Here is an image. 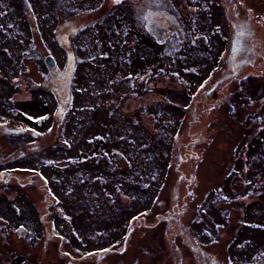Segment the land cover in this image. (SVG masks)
I'll use <instances>...</instances> for the list:
<instances>
[{"label":"rangeland","instance_id":"rangeland-1","mask_svg":"<svg viewBox=\"0 0 264 264\" xmlns=\"http://www.w3.org/2000/svg\"><path fill=\"white\" fill-rule=\"evenodd\" d=\"M0 264H264V0H0Z\"/></svg>","mask_w":264,"mask_h":264},{"label":"water","instance_id":"water-1","mask_svg":"<svg viewBox=\"0 0 264 264\" xmlns=\"http://www.w3.org/2000/svg\"><path fill=\"white\" fill-rule=\"evenodd\" d=\"M45 61L51 67L55 66V64H56V60L51 54H48L45 56Z\"/></svg>","mask_w":264,"mask_h":264},{"label":"snow or ice","instance_id":"snow-or-ice-1","mask_svg":"<svg viewBox=\"0 0 264 264\" xmlns=\"http://www.w3.org/2000/svg\"><path fill=\"white\" fill-rule=\"evenodd\" d=\"M116 2H119V0H116Z\"/></svg>","mask_w":264,"mask_h":264},{"label":"flooded vegetation","instance_id":"flooded-vegetation-1","mask_svg":"<svg viewBox=\"0 0 264 264\" xmlns=\"http://www.w3.org/2000/svg\"><path fill=\"white\" fill-rule=\"evenodd\" d=\"M172 3V2H171ZM173 5V4H172ZM174 6V5H173Z\"/></svg>","mask_w":264,"mask_h":264}]
</instances>
